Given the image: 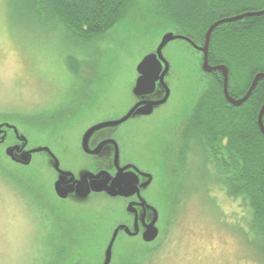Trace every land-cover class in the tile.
<instances>
[{
	"label": "rangeland",
	"instance_id": "374dc122",
	"mask_svg": "<svg viewBox=\"0 0 264 264\" xmlns=\"http://www.w3.org/2000/svg\"><path fill=\"white\" fill-rule=\"evenodd\" d=\"M149 16L126 13L102 37L85 41L63 28L19 22L0 0V31L16 48L6 45L0 62V264H106L109 245V264H264L238 203L214 185L200 152L182 180L165 174V147L173 144L174 155L209 82L202 55L183 40L163 50L173 71L169 103L154 117L120 128L133 161L153 174L158 241L127 236L110 244L111 225L128 212L102 213L103 196L66 201L71 205L55 200L51 157L41 152L56 139H79L78 127L124 114L135 103L137 67L172 31L158 21L149 25ZM86 80L94 102L81 101L84 111L69 115L72 99L87 91ZM26 147L30 152L22 155ZM160 192H169L168 205Z\"/></svg>",
	"mask_w": 264,
	"mask_h": 264
},
{
	"label": "trees",
	"instance_id": "16d2710c",
	"mask_svg": "<svg viewBox=\"0 0 264 264\" xmlns=\"http://www.w3.org/2000/svg\"><path fill=\"white\" fill-rule=\"evenodd\" d=\"M3 1L9 16L19 22L63 28L85 41L102 37L126 13L146 12L149 25L158 21L198 47L218 21L264 10V0ZM209 63L228 68L233 99L245 97L255 77L264 73V16L218 27L210 41ZM206 76L209 82L183 126L176 152L169 155L177 169L174 179L188 175L187 167L198 162L200 152L214 185L238 203L253 246L264 260V135L259 127L264 80L244 105L234 107L224 96L222 75Z\"/></svg>",
	"mask_w": 264,
	"mask_h": 264
},
{
	"label": "flooded vegetation",
	"instance_id": "af4514ba",
	"mask_svg": "<svg viewBox=\"0 0 264 264\" xmlns=\"http://www.w3.org/2000/svg\"><path fill=\"white\" fill-rule=\"evenodd\" d=\"M173 34L175 36H180L176 33ZM177 40L187 42L192 49H194L197 53H200L202 55L203 63V54L200 50H198V48H196V46L184 39ZM156 52L151 54H156ZM160 64L162 67H160V74L158 77H163V82L159 80L156 83L155 91L152 94L141 97L135 95L137 81L140 78L138 66L137 79L133 85L135 103L130 107V109H128L124 114L111 117L100 124L92 125L87 128L78 127L83 129V131L79 134V139L52 140L53 142L51 146L45 147L47 150L45 152H41L46 153L51 157L54 174L53 177L55 180L53 191L55 194L54 197L56 196L55 200L59 205H71L69 202L73 203L74 201L86 198H91V200L95 202L98 200V196H103L104 198L101 202L102 213L104 212L103 210H105L104 214L109 213V215L113 217H118L121 213H123V210L128 212V215L126 216L125 214L122 220H115L116 222L114 221L111 225L113 230L110 244L113 245L117 241L124 240L127 236L130 238H139L145 244H154L158 241V237L160 235L156 204L158 198H156L157 196L156 194H153L152 190L154 184L153 174L146 171L137 162L133 161V152H131L129 144H124V135L120 134V128L123 125H126L130 120L134 118L147 119L154 117L159 113L160 109L169 103L171 99L170 84L173 73L172 65L166 58L165 60H161ZM80 68L81 65H78L76 71L78 72ZM203 75L207 74L203 73ZM83 83L84 85L89 84L87 80L86 83ZM90 86L91 84L87 85V91L81 92L78 97L75 96V98L72 99L70 102L71 107L67 110L69 115L84 111L80 109L81 101L85 103L86 101L95 99L93 94L90 93ZM92 101L94 102V100ZM149 104L153 105L150 115L144 116L137 114L138 110L145 108ZM133 110H135L134 113L125 122L105 126L91 132L99 125L122 121ZM105 130H110L112 132L109 134H102V131ZM89 132L91 133L89 134ZM24 142L28 146L30 145L29 140L25 139ZM171 145L173 144L166 145L164 150V153L166 152L165 160L168 165V168L165 169V174L169 173L170 177H174L177 169L174 166L170 168L172 159L169 158V155H173L172 153L175 146ZM40 147L41 146H38V148ZM30 148L33 149L37 147L31 146ZM27 150L29 149L26 147V151L21 152L22 155L30 152ZM15 161L17 162V160ZM128 184H132L138 189V192L131 197H126L125 186ZM160 193L162 194V192ZM163 196L166 198L163 202L168 205L169 192L168 195L164 194ZM66 201L69 202L67 203ZM152 223H154V226L158 230L159 234L156 240L151 243H147L144 241V234L147 231V227Z\"/></svg>",
	"mask_w": 264,
	"mask_h": 264
},
{
	"label": "water",
	"instance_id": "95a60500",
	"mask_svg": "<svg viewBox=\"0 0 264 264\" xmlns=\"http://www.w3.org/2000/svg\"><path fill=\"white\" fill-rule=\"evenodd\" d=\"M260 16H264V10L259 11V12H255V13H247L244 15H239L237 17L230 18V19H224L222 21H218L217 23L212 25L210 27V29L208 30L206 37H205V44L203 47H198V46L194 45L190 40H188L185 37L175 36L173 33L166 34L164 36V38L162 39V42L159 45L156 54L147 55L143 59L141 64L139 65L138 72L140 74V78L137 81V86L135 89V95L138 97H141L144 95L152 94L155 91L156 83L159 80H161V82H163V77H161V78L158 77L160 74V67H162L160 64V61L165 60V58L163 56V50L168 43L175 41L177 39H184V40H187L188 42L192 43L194 46H196V48H198V50H200L202 52L203 57H204L203 65H202L203 73L212 74V73L219 72L222 75V77L224 79V96H225L227 102L234 107H240V106L244 105L251 98V96H252L253 92L256 90L258 84L262 80H264V73H260L255 77V79L252 83V86L249 89L248 93L245 95V97H243L242 99H239V100L233 99L229 94V70H228V68L224 65L214 67V66H211L209 63L210 41H211V38H212L214 31L218 27H220L221 25L233 23L236 21H241V20H244L245 18H249V17H260ZM146 67L151 68V71H150V73H148L147 77L145 75ZM152 109H153V105L149 104L145 108L138 110L137 114L147 116V115L151 114ZM134 111L135 110H133L126 118H124L120 122L106 123V124L99 125L95 129H93L91 132H93L97 129L103 128L105 126H111V125H116V124L125 122L129 117H131V115L134 113ZM263 114H264V107H263V109L260 113V116H259V127L261 129V132L264 135ZM91 132H89V134ZM125 191H126V197H131L138 192V189L136 186H134L132 184H128L125 186ZM158 234H159L158 230L155 228L154 223H152L147 227V231L144 234V241L147 243H151L157 239ZM109 248H110L109 249L110 255H109V259L106 262V264H109L110 260H111V248H112V246L110 245Z\"/></svg>",
	"mask_w": 264,
	"mask_h": 264
},
{
	"label": "snow or ice",
	"instance_id": "6c2138e0",
	"mask_svg": "<svg viewBox=\"0 0 264 264\" xmlns=\"http://www.w3.org/2000/svg\"><path fill=\"white\" fill-rule=\"evenodd\" d=\"M10 46L12 51H15V44L14 42L11 40V38H6L3 34L2 31H0V62H2L3 58H4V50L5 47ZM151 68L150 67H146L145 69V75L147 77L148 73H150Z\"/></svg>",
	"mask_w": 264,
	"mask_h": 264
}]
</instances>
